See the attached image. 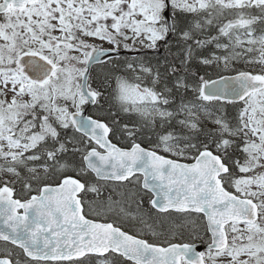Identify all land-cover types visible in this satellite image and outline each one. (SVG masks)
<instances>
[{
	"label": "snow or ice",
	"instance_id": "6c2138e0",
	"mask_svg": "<svg viewBox=\"0 0 264 264\" xmlns=\"http://www.w3.org/2000/svg\"><path fill=\"white\" fill-rule=\"evenodd\" d=\"M0 264H264V0H0Z\"/></svg>",
	"mask_w": 264,
	"mask_h": 264
},
{
	"label": "trees",
	"instance_id": "16d2710c",
	"mask_svg": "<svg viewBox=\"0 0 264 264\" xmlns=\"http://www.w3.org/2000/svg\"><path fill=\"white\" fill-rule=\"evenodd\" d=\"M96 71H97V72H101V71H103V70L100 69V68H97ZM209 72H210L211 78L217 77L215 74H211V69H209ZM91 111H92V110L89 109V113H90ZM229 111H231V108H229Z\"/></svg>",
	"mask_w": 264,
	"mask_h": 264
},
{
	"label": "flooded vegetation",
	"instance_id": "af4514ba",
	"mask_svg": "<svg viewBox=\"0 0 264 264\" xmlns=\"http://www.w3.org/2000/svg\"><path fill=\"white\" fill-rule=\"evenodd\" d=\"M145 208H147V205H145ZM184 238H185V240H187V232H185V237ZM174 242H181L180 237L178 236L177 239Z\"/></svg>",
	"mask_w": 264,
	"mask_h": 264
},
{
	"label": "water",
	"instance_id": "95a60500",
	"mask_svg": "<svg viewBox=\"0 0 264 264\" xmlns=\"http://www.w3.org/2000/svg\"><path fill=\"white\" fill-rule=\"evenodd\" d=\"M131 54H134V53H131ZM231 75H234V74H231ZM86 115H87V113H86ZM198 248L201 249L202 248L201 245L198 244Z\"/></svg>",
	"mask_w": 264,
	"mask_h": 264
}]
</instances>
